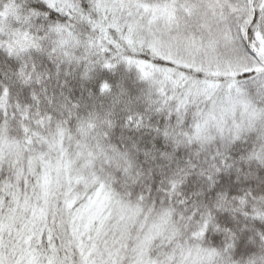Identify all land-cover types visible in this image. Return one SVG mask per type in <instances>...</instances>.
<instances>
[{
    "label": "snow or ice",
    "instance_id": "6c2138e0",
    "mask_svg": "<svg viewBox=\"0 0 264 264\" xmlns=\"http://www.w3.org/2000/svg\"><path fill=\"white\" fill-rule=\"evenodd\" d=\"M0 264H264V0H0Z\"/></svg>",
    "mask_w": 264,
    "mask_h": 264
}]
</instances>
